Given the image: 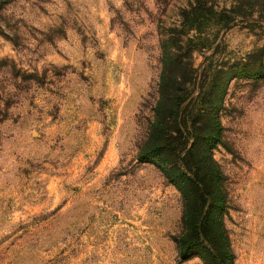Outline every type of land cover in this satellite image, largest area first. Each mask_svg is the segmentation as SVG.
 <instances>
[{
	"label": "rangeland",
	"instance_id": "1",
	"mask_svg": "<svg viewBox=\"0 0 264 264\" xmlns=\"http://www.w3.org/2000/svg\"><path fill=\"white\" fill-rule=\"evenodd\" d=\"M195 2L0 0V264H264V0Z\"/></svg>",
	"mask_w": 264,
	"mask_h": 264
},
{
	"label": "trees",
	"instance_id": "2",
	"mask_svg": "<svg viewBox=\"0 0 264 264\" xmlns=\"http://www.w3.org/2000/svg\"><path fill=\"white\" fill-rule=\"evenodd\" d=\"M196 7H192L189 12H184L185 15H183L184 18V22L183 24H181V33H187L190 29H201L204 25H205V21L209 18L212 8L208 7V0H196L195 2ZM178 34H176L177 37ZM176 39L175 38H169L168 41L169 42H174ZM177 41L178 42H183L182 40H179L177 37ZM186 47L187 49H184V51L182 52V56L181 55H177L178 53L180 54V52L178 53H173V52H169L165 55V63L168 60H173V59H178L180 62H183V58H187L189 62V65H191V59H192V55L194 52L193 47H190V41L186 42ZM167 57V59H166ZM176 57V58H174ZM163 61V63H164ZM167 83L165 82L163 84V87H166ZM161 101L159 100L158 104H157V111H156V125L158 127H171V124L173 122L172 119H174V123H176L177 125V121L175 120V117H173L172 114H162L161 110L164 107V101H165V95L163 93V95L161 94ZM169 98V102H171L173 104V106H176V109L179 108L180 106V101H179V97L175 94H172L171 96L168 97ZM169 170V171H168ZM172 171V169H167L166 174L168 176V173ZM168 172V173H167ZM189 224L187 225L190 232L192 233L191 236L189 235V240L193 239L194 237L198 236L197 233V215H194L192 218H188L187 219ZM186 254V250L182 252V255L185 256ZM202 258H204L202 256ZM205 259V258H204ZM205 263H207V261L205 260ZM230 264H233V262H231Z\"/></svg>",
	"mask_w": 264,
	"mask_h": 264
}]
</instances>
